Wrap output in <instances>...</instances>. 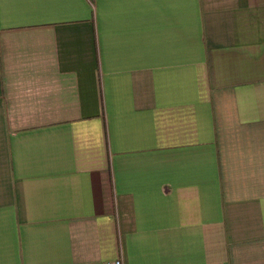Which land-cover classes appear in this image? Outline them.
<instances>
[{
	"label": "crops",
	"instance_id": "1",
	"mask_svg": "<svg viewBox=\"0 0 264 264\" xmlns=\"http://www.w3.org/2000/svg\"><path fill=\"white\" fill-rule=\"evenodd\" d=\"M264 264V0H0V264Z\"/></svg>",
	"mask_w": 264,
	"mask_h": 264
},
{
	"label": "built area",
	"instance_id": "2",
	"mask_svg": "<svg viewBox=\"0 0 264 264\" xmlns=\"http://www.w3.org/2000/svg\"><path fill=\"white\" fill-rule=\"evenodd\" d=\"M105 264H122V262L119 259H114L107 261Z\"/></svg>",
	"mask_w": 264,
	"mask_h": 264
}]
</instances>
